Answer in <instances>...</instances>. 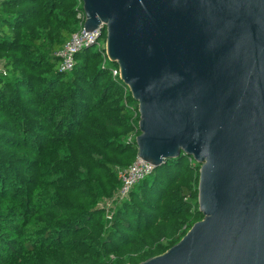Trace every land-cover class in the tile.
Instances as JSON below:
<instances>
[{
  "label": "trees",
  "instance_id": "1",
  "mask_svg": "<svg viewBox=\"0 0 264 264\" xmlns=\"http://www.w3.org/2000/svg\"><path fill=\"white\" fill-rule=\"evenodd\" d=\"M81 13L80 0H0V264H139L202 220L199 167L182 154L116 200L137 104L111 75L104 31L61 71Z\"/></svg>",
  "mask_w": 264,
  "mask_h": 264
},
{
  "label": "water",
  "instance_id": "2",
  "mask_svg": "<svg viewBox=\"0 0 264 264\" xmlns=\"http://www.w3.org/2000/svg\"><path fill=\"white\" fill-rule=\"evenodd\" d=\"M137 104L136 156L199 167L202 220L140 264H264V0H80Z\"/></svg>",
  "mask_w": 264,
  "mask_h": 264
},
{
  "label": "built area",
  "instance_id": "3",
  "mask_svg": "<svg viewBox=\"0 0 264 264\" xmlns=\"http://www.w3.org/2000/svg\"><path fill=\"white\" fill-rule=\"evenodd\" d=\"M77 19L80 20L83 25L84 16L82 13L78 15ZM102 32V28H98L95 31L88 33L84 31L82 26L76 33H74L69 42L66 43L58 53V57L61 62V71L70 72L72 70L75 62V54L80 50L93 46L99 47L101 44L100 40L102 38ZM104 57L106 58L105 51ZM111 75L113 78L119 79V71L117 67L111 70ZM122 88L124 92L128 91V89L123 85ZM189 159L190 161L192 160L191 158ZM152 171L153 167L140 160L137 156L130 166L118 169L117 179L119 181V190L116 195V200L121 201L125 199L132 187L144 180Z\"/></svg>",
  "mask_w": 264,
  "mask_h": 264
},
{
  "label": "rangeland",
  "instance_id": "4",
  "mask_svg": "<svg viewBox=\"0 0 264 264\" xmlns=\"http://www.w3.org/2000/svg\"><path fill=\"white\" fill-rule=\"evenodd\" d=\"M97 48L94 47L93 50L95 51ZM124 160L122 158H117V163H122ZM119 168V167H118ZM109 183L105 181L103 183V186H107ZM160 230H157L154 232V235L157 237L158 235L162 234L164 232V226L159 227ZM60 261H63L61 257H55V258H48V259H41L39 260L38 264H56ZM146 261V260H145ZM144 262V261H143ZM140 264V263H139Z\"/></svg>",
  "mask_w": 264,
  "mask_h": 264
}]
</instances>
